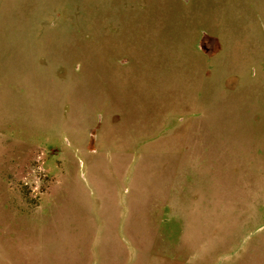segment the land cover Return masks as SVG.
I'll return each instance as SVG.
<instances>
[{"label":"rangeland","instance_id":"1","mask_svg":"<svg viewBox=\"0 0 264 264\" xmlns=\"http://www.w3.org/2000/svg\"><path fill=\"white\" fill-rule=\"evenodd\" d=\"M0 264H264V0H0Z\"/></svg>","mask_w":264,"mask_h":264}]
</instances>
